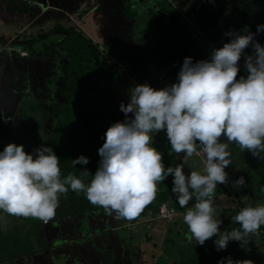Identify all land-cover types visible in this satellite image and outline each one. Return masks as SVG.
Here are the masks:
<instances>
[{"label": "clouds", "instance_id": "9594fccd", "mask_svg": "<svg viewBox=\"0 0 264 264\" xmlns=\"http://www.w3.org/2000/svg\"><path fill=\"white\" fill-rule=\"evenodd\" d=\"M171 2L177 5L175 0ZM257 32H264V25H258ZM224 35L230 42L214 48L210 59L193 63L186 57L176 83L159 90L146 83L131 89L130 103L121 102L120 110L134 118L107 129L99 148V167L94 174L87 169L81 173L92 176L89 184L72 173L61 179L60 160L51 147L35 149L34 158L23 145L8 144L0 151V210L46 223L55 216L59 195L66 194L70 186L78 194L83 192L94 206L131 220L155 199L157 182L172 175V193L181 208L187 209L183 219L191 242L194 239L203 246L216 236L214 245L220 251L230 241H239L243 247L248 237L259 236L264 204L242 208L232 217L240 228L232 231L220 232L222 221L215 215L213 194L218 184L228 183L229 145L236 144L241 151L264 160V46L254 42L252 33L229 31ZM250 45L253 54L245 57L248 75L237 79L238 61ZM162 130H166L172 151L184 154L175 169L165 168L162 153L152 146L151 133ZM194 154H202L204 174L190 169L186 175L184 166ZM72 163L87 165L89 158L80 155ZM244 184L241 177L234 186ZM218 264L253 262L228 257Z\"/></svg>", "mask_w": 264, "mask_h": 264}, {"label": "trees", "instance_id": "16d2710c", "mask_svg": "<svg viewBox=\"0 0 264 264\" xmlns=\"http://www.w3.org/2000/svg\"><path fill=\"white\" fill-rule=\"evenodd\" d=\"M18 2H29V0H4V15L6 17L10 15V20L16 19L18 26L17 30L11 27V35L16 31L12 37V44L25 43L24 48H30L37 40H44L46 37L51 40L50 37L52 36H59L60 38L55 40L56 49H53L51 43L43 46L35 45L33 50L37 52V55L33 58L32 65H29V70L24 73L26 65L19 69L22 80L0 83V151H3L8 144L14 143L18 146L23 145L25 152L32 154L35 158V149L41 146L51 147L60 160L61 179L72 173L81 178L85 184H89L92 176H82L81 173L85 169L90 174L96 172L101 160L99 148L105 142V133L112 124L118 122L119 119H116V116L118 118L121 111L119 109L120 105L116 104L117 101L114 99L113 94L110 97L113 103L106 104L99 101V98H101V96L98 98L99 92L105 90L101 87V84L105 85L106 83L101 82L97 85V82L99 79H104L112 85H130L132 88L135 87V84H133L131 76L129 79L125 77L129 73H126L117 61L109 58L107 53L100 50L98 42L94 41L87 31H83V27L80 26V28L72 23L71 19L69 25L66 26L55 23L48 30H40L34 36L27 33L28 26L26 25L29 23H21L18 20V15L15 16L16 13L24 15L26 11L24 8L21 9L12 5ZM146 2L152 3L151 9L143 13H152L153 19H149L143 13L138 15L136 8L129 5V2L125 5L126 8L123 13L126 19L130 21L126 38L149 42L157 36L155 32L159 33L161 39L167 38L164 35L170 23L173 22L174 18H177L176 22L179 24V17L182 13L177 10L176 5H173L171 0H146ZM207 2H210V0H205L203 5L208 12L209 4ZM250 2L248 4L244 2L239 6L238 0H231L234 6L233 9L236 12H233L231 16L224 17L220 23L226 32H242L243 34V29L255 30L252 21L249 19V16L254 13L260 16V25L264 22V0H256L255 2L250 0ZM53 3V0H45L43 5L46 10L31 25L39 24L40 18L48 9L53 7L51 5ZM27 7L26 5L25 8L27 9ZM85 9L87 11V7ZM246 11L248 14L244 15L243 12ZM82 13L83 11L78 13V16L81 17ZM45 16H48V14ZM141 16L143 19H141ZM84 22L82 20L83 25ZM179 29L183 28L177 26L174 31L175 35H178ZM153 32L154 34H152ZM185 33L188 34L184 38L190 37L196 41V34L184 31L174 41L176 44L175 50L178 48L177 45L184 41V38L180 36ZM212 33L211 35H213ZM137 34L138 37H136ZM0 40H6L5 33L0 37ZM200 40L202 45L199 44L198 49L192 55L189 52L187 56L192 58L193 63L210 59L213 51V43L209 44L205 39ZM228 42L230 40L225 38L224 44ZM216 45L217 48H220L218 42H216ZM128 47L132 48L129 41ZM168 48L170 47L168 46L165 51H168ZM250 50L247 55H252L253 50ZM46 51L50 52L51 56L57 55L59 65H57L58 61L56 65H53L54 62L50 58L42 55L44 61L40 64L41 68H39L37 60ZM28 52L30 53L29 49ZM245 57L243 62L238 63L240 70L237 79L245 75ZM26 61L27 58L24 59V62ZM164 61L167 64L170 63L168 60ZM183 61L184 59L165 74V82H168V85L177 82ZM41 69H44L42 75L39 74ZM50 72L51 76H49ZM35 74H37L36 78L34 77ZM54 74H58L60 83L52 80ZM29 79H34V82H31V85H35L34 93L26 88ZM135 79L142 84H148L154 89L161 86V81L143 79L142 77ZM49 93H52V95L50 96ZM119 121L123 122L124 120ZM231 145L236 148L238 146L236 144ZM152 146L162 153L165 168L172 167L175 169L181 163V160L172 151L168 138L163 131L158 132L157 136L154 135ZM80 155L88 157L89 163L74 166L72 160ZM251 184L253 183L251 182ZM68 187L69 191L66 194L59 195V206L56 209L55 216L46 223L33 217L25 218L9 215L0 210V264H18L20 260L36 263L34 257L42 255L49 245V233L57 230L56 228L61 225L62 221L69 219L72 220L70 227H73L72 229L79 239L69 245L71 246L69 251L53 254L52 260L49 261L50 264H88L85 262L84 255H92L101 264H111L115 252L112 249L101 248L100 241L97 242L98 232H107L106 234L110 236L109 234L113 229H119L122 225L118 224L119 222L128 219L118 218L119 222L117 220L110 221L111 216L115 217L114 213L109 214L103 207L94 206L88 201L83 192L78 194L72 191L70 186ZM172 187V175H169L162 182H157L155 199L145 206L136 218L131 220L146 216L150 211H155L158 214L159 205L169 199L178 205L172 204L176 213L175 216L184 215L187 209H179L180 206L172 193ZM215 194H228L231 201L236 204L234 209H225L216 205V212L225 222L221 232L239 229L240 225L234 223L230 215L238 213L243 208L241 199L234 201L224 184L217 185L213 196ZM255 198H258V200H261V204H264V194L263 196L256 194ZM151 236L152 234L146 236V243L153 240ZM84 242L85 245H83ZM263 246L264 234L257 238H254V236L248 237L243 247L239 241H230L227 248L220 251H217L215 245L211 244L203 246L190 244L182 250L179 260L170 261L166 264H218V261L221 259L226 261L228 257H231L233 261L247 259L251 260L253 264H258L256 260ZM153 247H156L155 243L150 250ZM80 250L85 252L81 253ZM144 250H148V247L144 246ZM137 255L138 259L145 256L144 253L140 256V249H138ZM152 260L153 258L149 263ZM38 262L40 263V261Z\"/></svg>", "mask_w": 264, "mask_h": 264}, {"label": "rangeland", "instance_id": "374dc122", "mask_svg": "<svg viewBox=\"0 0 264 264\" xmlns=\"http://www.w3.org/2000/svg\"><path fill=\"white\" fill-rule=\"evenodd\" d=\"M53 1L55 3L51 4L53 7L46 11V13L40 18V23L36 25H31V23L35 22L37 17L41 13L43 14V12L46 10V7L44 9L43 5L45 0H29V2H18L12 4L14 7L21 9L24 8L26 10L24 15L16 13L15 16L18 15V20L21 23H29L26 25L28 26L27 33H31L34 36L40 30H48L55 23H60L66 26L72 21V23L75 25L79 24V27H83V31H87L88 35L92 37L94 41L98 42V47L100 50H103L105 53H107L109 58H111L113 61H117V63L124 68L125 72L129 73V75L125 76L127 79H129L131 76V78L136 82L138 81L135 78L139 77H142L143 79L161 81V86L157 87V90L170 86L168 85V82H165V74L169 70H172L180 61L185 59L189 52L192 55L198 49L201 41L200 39H205L209 44L213 43V49L217 48L216 42L219 43L220 48L223 47L225 38L230 40V37L224 35L226 31L222 28L220 23L224 17L231 16L233 15V12H236V10L233 9L234 6L231 3V0H210V2H207L209 4L208 12L207 9H205L206 7L203 5L205 0H182L181 2L183 4L187 3L185 5L186 11L181 15V17H179V24L176 22L177 18H174L173 22L170 23L164 35L167 38L161 39L159 33L155 32V35L157 36H155L151 41L140 42L134 38H126L130 21L124 20L126 17L123 13V10L126 8L125 5L129 2V5L136 8L135 10L137 11L138 15L144 11L148 12V10L151 9L152 3L146 2V0ZM255 1L256 0H253V2ZM244 2L248 4L250 0H238V5L240 6L241 4H244ZM26 5L28 6L27 9L25 8ZM85 7H87L88 11H86ZM4 10V0H0V37H2L3 33L6 34V40H0V83L22 80L19 69L20 67L26 65L24 73L29 70V65H32V60L37 55V52L33 50L35 45L37 44L38 46H43L49 45L51 43L53 49H56L55 47L57 46L55 40L60 38L59 36H52L50 37V40L46 37L44 40H37L35 44L30 46V48H24V45H26L25 43L12 44V37L16 31L13 33V35H11V27L17 30L18 26L16 19L10 20V15L8 17L4 15ZM84 10L86 11L84 15L89 21L85 19L83 25V18L79 17L78 13H81ZM190 13L194 14L193 18L189 17ZM243 13L244 15L248 14L247 11ZM46 14H48V16H45ZM144 15L149 19H153L152 13ZM141 19H143L142 16ZM249 19L252 21L255 30L243 29V34H254V42H259L262 46H264V32H257V26L260 25V16L254 13L252 16H249ZM261 25H264V22ZM177 26L178 28L183 29H179L178 35H175L174 31ZM184 31H190L196 34V41L190 37L184 38V36L189 32L185 33L184 35L180 36L184 38V41L178 44V48L175 50L176 44L174 41H176L177 37H179V34H183ZM211 33L213 35H211ZM152 34H154V32ZM240 34H242V32ZM138 36L139 35L137 34L136 37ZM163 39L166 43L162 42ZM128 41L132 44V48L128 47ZM201 45L202 44H200V46ZM19 46H21L24 51L20 50ZM168 46L170 47L168 48L169 50L165 51ZM28 49L30 53L27 57V61L24 62L26 51ZM250 49L253 50L251 45L244 50V53L242 54L238 63L243 62V58L249 53V51H251ZM42 55L50 58V60L54 62L53 65L57 64V55L51 56L50 52L46 51L42 53L40 59L37 60V62H39V68H41L40 64L44 61ZM164 60H168L170 63L167 64ZM57 65H59V61ZM43 70L44 69L39 70V74L42 75ZM247 75L248 72L246 70L244 77L246 78ZM49 76H51V72L49 73ZM34 77L36 78L37 74H35ZM52 80L60 83L58 80V74H54ZM31 82L33 83L34 79H29L26 88L28 91H33L34 93L35 85H31ZM101 82L106 83L105 85L101 84V87L105 89L102 92H99L98 98L101 96V98H99L101 103H113V100L110 98L112 94L114 99L117 101V105H120L121 102H123L125 105L130 103V91L133 89L130 85H112L110 82L104 79H99L97 85H99ZM138 85H140L139 82ZM49 95L51 96L52 93H49ZM118 116V118L116 116V119L121 121L134 118L132 113H129L126 117L122 111L119 112ZM119 120L118 122H120ZM162 131L164 132V135H166V130ZM151 135L152 137H154V135L157 136L158 132L154 131L151 133ZM221 141L226 142V138L222 137ZM228 150L231 153L230 159L232 163L225 168V171L228 174V183L224 185L230 192L234 201H239L241 199L243 208L247 206L255 207L260 205L261 200L255 198V195L258 194L259 196H263L264 194V192L261 191V188L264 187V160L253 157V155L247 150L241 151L239 146L236 148L234 145L230 144ZM197 151L199 152V147ZM234 153L236 154L234 155ZM183 155V153H181L179 156L176 154L181 162ZM201 155L194 154L191 158H189L188 164L185 165L183 169L186 175H190V169L197 170L201 172V174H204V166L201 161ZM241 177L244 178L245 184L240 187L234 186L235 181ZM251 182L253 184H251ZM213 199L215 207L217 205L219 207H224L225 209H234L236 205L231 201L228 194H215ZM193 203L194 200L190 201L188 207H191ZM166 204H175L178 206L176 203L171 202V199H169ZM179 209L186 208H181L180 206ZM156 214L157 212L150 211L146 216H143L139 219H128L123 222H119V219L116 216H111L110 221L117 220L119 222H117L118 224H122L120 228L113 229L109 234L110 236L106 234L107 232H98L99 234L97 236V242L100 241L101 244H99L101 248L106 250L112 249L115 252V256L111 261V264H166L170 261L179 260L182 250L187 247V245H197L194 239L193 242H191L189 239L188 226L184 222L183 214L175 216L176 213L174 211V214L168 218V221L159 218L158 214ZM236 214L237 213H233L230 215V217H234ZM215 215L222 221L219 226V231L221 232V228L225 222L217 212ZM71 222V219L62 221L61 225L56 228L57 230L49 233V245L42 255L34 257L36 263H28L20 260L18 264H50L49 261L52 260L51 258L53 254L61 251H69L71 249V246L69 245L79 239L73 231V227H70ZM151 234L153 240L149 243H146V236ZM261 234H264V226L261 227L259 236H261ZM259 236H254V238ZM217 238L218 237L213 236L212 238L208 239L204 245H214V241ZM154 243L156 247H153L150 250ZM83 245H85V242ZM144 246L148 247V250L145 251ZM138 249H140V256L144 253V258L138 259ZM83 252L85 251H82L81 253ZM150 254L152 255L151 257ZM84 258L85 262L88 264H101L100 262H97V260H95L92 255H84ZM151 258H153V260L151 263H149ZM37 261H40V263H37ZM256 262L258 264H264V246L260 249V254L257 257Z\"/></svg>", "mask_w": 264, "mask_h": 264}, {"label": "built area", "instance_id": "2783aa9c", "mask_svg": "<svg viewBox=\"0 0 264 264\" xmlns=\"http://www.w3.org/2000/svg\"><path fill=\"white\" fill-rule=\"evenodd\" d=\"M139 83H141V82H139ZM133 84H135L137 86L138 82L133 80ZM173 214H174V208L172 206H170V205H168L166 203L160 204V206L158 208V216H159V218L168 220V218H170Z\"/></svg>", "mask_w": 264, "mask_h": 264}, {"label": "flooded vegetation", "instance_id": "af4514ba", "mask_svg": "<svg viewBox=\"0 0 264 264\" xmlns=\"http://www.w3.org/2000/svg\"><path fill=\"white\" fill-rule=\"evenodd\" d=\"M176 1V3H177V5H176V7H177V10L178 11H180L182 14L183 13H185V11H186V8H185V5L187 4H183L181 1L182 0H175ZM193 14V13H192ZM192 14H189V17L192 15ZM124 20H127L126 18L124 19ZM204 28V27H203ZM177 39H178V37H177ZM174 43V42H173ZM172 43V44H173ZM29 56V52H28V50L26 51V57H25V59L27 58Z\"/></svg>", "mask_w": 264, "mask_h": 264}, {"label": "crops", "instance_id": "0c3cea01", "mask_svg": "<svg viewBox=\"0 0 264 264\" xmlns=\"http://www.w3.org/2000/svg\"><path fill=\"white\" fill-rule=\"evenodd\" d=\"M87 11H88V9H87ZM85 12H86V11L84 10L83 13H82V16H81V18H83L82 20H84V21H85V19L88 20V18L84 15ZM88 21H89V20H88ZM163 42H164V41H163Z\"/></svg>", "mask_w": 264, "mask_h": 264}]
</instances>
